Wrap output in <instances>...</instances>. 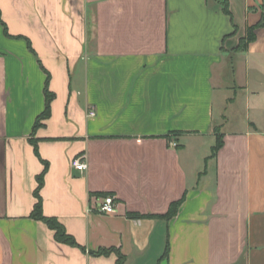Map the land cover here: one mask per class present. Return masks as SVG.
Segmentation results:
<instances>
[{
  "label": "crops",
  "instance_id": "crops-1",
  "mask_svg": "<svg viewBox=\"0 0 264 264\" xmlns=\"http://www.w3.org/2000/svg\"><path fill=\"white\" fill-rule=\"evenodd\" d=\"M228 2L0 0V264H264V0Z\"/></svg>",
  "mask_w": 264,
  "mask_h": 264
},
{
  "label": "trees",
  "instance_id": "trees-1",
  "mask_svg": "<svg viewBox=\"0 0 264 264\" xmlns=\"http://www.w3.org/2000/svg\"><path fill=\"white\" fill-rule=\"evenodd\" d=\"M220 1H221L222 9L226 13L231 14L228 0H220ZM55 96H56L55 93L50 91V89H49V78H48V80L46 82V87H45V97H46L45 109H44L43 113L38 117L36 124H35V127H34V131L39 126H42L44 124L43 121H45L46 119H48L51 116V114H52V101L55 99ZM34 144H35L36 151L38 152V145H37L36 141H34ZM223 144H224L223 136H222V134H218L217 135V142L212 147V155L213 156H215L217 154V152L223 146ZM44 165H45L44 170L38 175V186L35 190V195H36L37 201H36L34 210H33L31 215H32V217H34L36 219H40V220L45 221L52 229H54L55 230V236L59 241L69 243L72 245H77L78 243L75 240V238L66 231L64 225L56 217L46 216L43 212L42 197L40 195V190L44 184V173L48 167V163L45 161ZM182 201L183 200H179V201L172 203L168 213L166 214V216L174 215L177 212ZM111 252H115L117 254V264H126L125 255L120 250H118L116 248H109V249L104 248V249L99 250L98 254H109Z\"/></svg>",
  "mask_w": 264,
  "mask_h": 264
},
{
  "label": "rangeland",
  "instance_id": "rangeland-1",
  "mask_svg": "<svg viewBox=\"0 0 264 264\" xmlns=\"http://www.w3.org/2000/svg\"><path fill=\"white\" fill-rule=\"evenodd\" d=\"M235 57H231V59L229 60V66H232V63L234 61ZM221 88H232L233 87V80H232V75L231 73H229L228 75H226L224 77V80L221 83ZM231 97L234 95V93H230ZM217 112H220L221 109V95L220 93L217 95ZM226 115H228V117H230V120L228 122V124L226 125V129H241L244 125L242 124L241 120L247 116L248 114V110L246 108V103H237V104H230L228 105V108H226ZM241 123V124H240ZM216 132L218 134L220 133V128L217 126L216 127ZM215 143V142H213Z\"/></svg>",
  "mask_w": 264,
  "mask_h": 264
},
{
  "label": "built area",
  "instance_id": "built-area-1",
  "mask_svg": "<svg viewBox=\"0 0 264 264\" xmlns=\"http://www.w3.org/2000/svg\"><path fill=\"white\" fill-rule=\"evenodd\" d=\"M96 110L91 109L89 112L90 116H95L96 115ZM173 146H177V142H172ZM72 166L76 168L79 171L85 170L87 168V163L86 160L80 156L72 161ZM98 211L102 213H114L116 212V201H115V196L114 195H107L103 198V201L98 209Z\"/></svg>",
  "mask_w": 264,
  "mask_h": 264
}]
</instances>
